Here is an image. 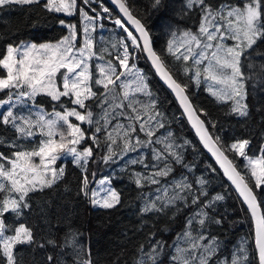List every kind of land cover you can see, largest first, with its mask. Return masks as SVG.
<instances>
[{"label": "trees", "instance_id": "16d2710c", "mask_svg": "<svg viewBox=\"0 0 264 264\" xmlns=\"http://www.w3.org/2000/svg\"><path fill=\"white\" fill-rule=\"evenodd\" d=\"M125 1L149 30L155 49L167 67L181 84L188 86L187 93L195 107L207 113V118L199 113L206 124L210 121L215 125L208 128L209 132L220 137L225 152L241 170L242 160L234 152L228 151L227 146L234 141L247 139L250 141L247 152L253 156L258 155L264 147V39H258L241 58L247 115L240 116L232 111L231 101L218 100L207 91L208 81L202 78V82L197 85L194 70L184 74L183 67L192 65L191 60L177 61L167 52V44L173 40V34L178 37L188 30L198 31L203 17L202 6L195 3L189 7V0H160L159 5L155 4V0ZM101 2L96 6L100 8L105 4L117 15V11L106 0ZM241 2L205 0V4L213 8ZM44 3L45 0H39L32 5L0 7V57L6 54L9 44H17L26 39L35 42L56 41L68 33V28L61 25L60 21L68 20L69 17L45 9ZM105 22L113 25L110 21ZM105 31L104 39H97L94 44V51H97V56L91 60L94 79L99 78L95 66L99 65L98 58L101 59L100 50L108 49L101 60L118 63L115 55L120 51V37L127 33L123 27H106ZM128 46L136 50V62L146 78L151 98L156 100V111L162 114L164 127L156 129L152 139H163L171 133L176 146L174 151L180 155V161L171 156L167 161L156 160L155 150H164V145L158 143L144 145L136 151L121 155L122 142L119 139L112 146L117 155L105 161L103 157L107 155L109 143L106 132L111 131L117 123L127 125V114L120 116L119 113H129L130 109H117L114 113L116 119H112L105 127L102 117L108 105L102 107V102L97 98L89 99L86 105L93 113V123L81 124L86 138L80 145L87 144L93 148V157L88 162L86 173L74 163L71 156H62L56 166L64 167L63 177L50 188L30 193L27 199L29 207L23 208L19 214H4L5 224L9 226L7 234H14L12 229L20 224H25L33 233L31 244L16 245L18 264H79L82 259L88 258L86 253H90L93 264H139L141 260L145 264H181L173 257L177 255L178 245L184 249L190 248V242H180V236L187 231L194 236L205 234V242L213 238L214 254L208 264H223L224 261L229 264L233 256L242 254V247L247 250L248 264H259L254 243V221L249 210L216 160L199 141L178 100L158 79L143 51L133 46L130 40ZM2 75L4 70L0 69ZM93 91L99 96L104 90L101 85L94 84ZM7 97V90L0 91V100ZM134 98L143 104H148L151 99L143 93L134 94ZM36 100L55 110H65L74 105L68 97H62L57 102L46 95H40ZM61 124V130L66 131L67 126L63 122ZM98 126L102 130L96 133ZM94 134L97 137L95 141L91 139ZM135 135H139L142 141L146 139L139 129ZM0 140L3 141L0 143V153L11 157L16 151L35 149L41 137L40 133L32 137L21 136L10 124L0 123ZM132 160H143V163L132 164ZM165 163L171 168L169 175L156 177L159 183H151L147 177L164 168ZM138 173L145 177L140 184L136 183ZM85 174L88 186L98 177H109L118 191L120 202L111 209L93 206L89 194H84L88 188L82 189ZM242 174L245 173L242 171ZM180 183L190 185V188L174 187ZM255 191L258 192V200L264 196V192ZM165 194L168 197L183 198L176 199L174 203L158 199ZM3 195L0 193V199ZM217 195L223 196V199L215 200ZM196 197L199 199L193 203ZM152 201L156 202V208L144 211ZM261 206L264 211V204ZM201 210L207 213L203 225L199 223ZM158 244L159 247H156ZM154 247L155 252L152 251ZM149 253L155 256L154 261L148 258ZM48 257H52V260ZM0 264H4L2 255ZM194 264H198V260Z\"/></svg>", "mask_w": 264, "mask_h": 264}, {"label": "snow or ice", "instance_id": "6c2138e0", "mask_svg": "<svg viewBox=\"0 0 264 264\" xmlns=\"http://www.w3.org/2000/svg\"><path fill=\"white\" fill-rule=\"evenodd\" d=\"M38 2L39 0H0V7L13 4L32 5ZM80 3L83 6L79 8V13L87 21L83 27L82 46H76V26L69 24L66 25L68 35L56 43L28 42L18 46L9 44L6 47V54L0 57V69L4 70V75L0 76V91H8L7 100H0V106L7 105V111L0 113V123L10 124L24 137H32L37 132L44 137L31 151H16L11 157L0 153V161H4L0 163V193L4 194L0 199V255L4 259V264H18V258L15 255L16 245L31 244L34 240L31 229L24 225L13 228V235H5L9 226L5 224L4 214L8 212L19 214L23 208L29 207L27 199L30 193L50 188L61 179L65 169L64 167L57 168L56 164L65 154L70 155L74 163L86 173L88 162L93 157V148L89 146L78 150L77 146L85 140L86 134L80 124L70 122L69 118L75 117L77 121L92 124L93 113L86 105L89 99L97 98L102 102V107L104 104L108 105L102 117L105 127L111 123L112 119H116L114 113L117 109H130L129 113H119L120 116L127 114L129 121L127 125L117 123L111 131L106 132L109 143L107 155L103 157L105 161L112 160L117 155L112 146L117 144L118 139L122 142L121 155L136 151L138 147L144 145L158 143L164 145V150H155L156 160L167 161L169 156L175 157L177 161L181 159L178 152L174 151L176 146L171 133L163 139L155 141L152 139L156 135V129L164 127L162 114L156 111V100L151 98L152 93L149 91L145 76L135 63H129L133 54L129 52L127 43H123V54L115 56L118 63L107 60L96 65L99 78H93V66L90 65V61L97 56V51H94L91 31L94 30L93 22L98 17L90 16L88 11H85V7L90 5L91 0H80ZM116 3L128 20L136 26V30L143 39V44L140 45L137 37L129 32L131 44L140 48L141 51H147L160 77L167 82L168 86L174 90L175 96L179 98V103L183 106L199 139L216 157L224 173L238 190L242 203L246 204L255 221L254 243L258 261L259 264H264V211L261 210L264 196L258 200V192L255 191L264 192V147L259 150L258 155L249 156L245 151L250 144L249 140H239L228 145V151L238 154L245 160L242 169L238 170L233 160L225 155V146L220 141V137L209 132L208 128L215 127V125L210 121L206 125L205 119L200 118V114L207 118V113L193 106L186 94L188 86L182 85L174 78L161 55H158L151 46L149 33L144 25L132 15L124 0H116ZM159 3L160 0H155L156 5ZM195 3H199L203 9L198 31L196 33L190 30L185 31L178 38L173 34V40L167 44V52L177 61L191 60L192 65L183 67L184 74L187 75L194 70L197 85L202 82V78L204 81H210L211 85L207 91L212 96L221 101H231L232 111L240 116H246L247 105L243 103L246 92L244 74L240 68L241 57L246 50L253 47L258 39H264V0H246V2L242 0L237 5L222 4L216 8L205 4V0H189L188 6L191 7ZM77 4L78 0H46L44 7L49 11L71 16L77 10ZM102 11L107 12L108 9L103 8ZM115 23L123 27L121 20L117 19ZM60 24L64 25L65 21L61 20ZM229 39L234 41L232 46L226 43ZM100 52V58L103 59V54H106L108 49H102ZM94 84L103 87L104 91L99 96L93 91ZM136 93H143L150 97L149 103L143 104L135 100L134 94ZM40 95H46L52 101L57 102L61 101L62 97H68L76 107L52 113H47L43 109L35 113L29 110L27 115L13 111L18 105L24 107L30 104L35 107L36 98ZM77 108L84 111H78ZM61 122L67 126L66 131L61 130ZM137 129L145 135V140L142 141L139 135L134 136ZM101 130L102 128L98 126L95 132L99 133ZM91 139L97 140L96 135L94 134ZM2 142L0 140V143ZM130 162L132 164L143 163V160ZM170 171L171 168L165 163L164 168L154 172L147 179L157 184L159 180L156 177L167 176ZM242 171L245 174H242ZM142 179L145 177L138 173L136 183L140 184ZM88 183V177L85 174L82 189H87ZM100 183L103 184L105 181ZM200 183L203 184V180ZM174 187L185 189L190 188V185L180 183ZM84 194L88 195V192L84 191ZM91 195L93 205L106 209L114 208L120 202L119 194L113 189H108L102 200L96 198L98 195L96 191H92ZM178 198L183 197H168L166 194L164 197H158V199L166 200L167 203H174ZM198 199L199 197H196L193 203ZM214 199L222 200L223 196L217 195ZM208 206L205 205V207ZM155 208L156 202L152 201L144 211ZM199 216L201 217L199 223L203 225L207 213L201 210ZM188 223L190 225L191 221ZM185 235L191 238L190 248H177V255L173 259L180 261L181 264H194L196 260L198 264H208L209 258L214 254L212 246L199 245L197 241L203 237L193 238L190 231ZM156 247H159V244ZM201 247L204 248L206 254L198 258L193 257L192 253ZM155 250L154 247L152 251L155 252ZM240 251L242 254L233 256L230 264H248L247 250L242 247ZM86 255L88 258L82 259L79 264H93L90 253ZM148 258L155 260V256L151 253L148 254ZM48 259L52 260V257ZM139 264H145V261L141 260ZM225 264L228 262L225 261Z\"/></svg>", "mask_w": 264, "mask_h": 264}, {"label": "rangeland", "instance_id": "374dc122", "mask_svg": "<svg viewBox=\"0 0 264 264\" xmlns=\"http://www.w3.org/2000/svg\"><path fill=\"white\" fill-rule=\"evenodd\" d=\"M45 2H46V0H45ZM244 2H246V0H244ZM100 3H102L101 2V0H91V3H90V5L89 6H87V7H85V11H88V14L90 15V16H96V17H98V19H96L94 22H93V29L94 30H92L91 31V38L93 39V42H94V44H95V41L97 40V39H104V37H105V34H106V27H113V28H120L121 26L120 25H117L116 23H115V21L117 20V19H119V20H121L122 21V23H123V28H125L126 29V31H127V33H125V34H123L121 37H120V47H119V49H120V51H119V53L118 54H120V55H122L123 54V43H127L128 44V42H129V40H130V42H131V37H129L128 36V33L129 32H131L132 33V35L133 36H135L134 34H133V32L125 25V23H124V21L122 20V18L119 16V14L116 12V14L117 15H115L114 14V12H112L105 4H102L101 5V7L99 8L98 6H96V4H100ZM237 4H239V3H237ZM237 4H233V5H237ZM225 5V4H224ZM83 5L80 3V0H78V4H77V10L74 12V14L73 15H71V16H69V15H67V14H65L67 17H69V19L68 20H65V26L66 25H69V24H71V25H75L76 26V31H77V40H76V46L77 47H80V46H82V44H83V40H84V33H83V27L87 24V21H85L84 19H83V17L80 15V13H79V8L80 7H82ZM103 8H107L108 9V11L107 12H103L102 11V9ZM94 10V11H93ZM105 21H110V23L112 22L113 23V25H111V24H107ZM193 33H196V31H192ZM66 35H68V33L66 34ZM65 35V36H66ZM181 36V35H180ZM180 36H178V37H180ZM64 37V36H63ZM62 37V38H63ZM177 37V38H178ZM61 38V39H62ZM60 40V39H59ZM59 40H56V41H44V42H51V43H56V42H58ZM28 42H35V41H33V40H30V39H26V40H22L21 42H19V43H17V44H11V45H13V46H18V45H20V44H22V43H28ZM35 43H43V42H35ZM226 43L229 45V46H232L233 44H234V41H232V40H227L226 41ZM250 49H248V50H246L245 52H247V51H249ZM129 52L130 53H132L133 55H132V58L130 59V61H129V63L131 64V63H135L136 64V67L139 69V70H141V72H142V69L138 66V64H137V62H136V60H137V53H136V50L134 49V50H132V47L131 46H129ZM117 55V54H116ZM115 55V56H116ZM243 56V55H242ZM242 58V57H241ZM98 62H99V64H101V63H104L105 61H103V60H101V59H99L98 58ZM90 65H91V61H90ZM129 79H131V77H128ZM122 79H124L123 77H122ZM60 82V80H59V77H58V83ZM211 85V82L210 81H208V87ZM61 90H62V88H61ZM8 98V97H7ZM7 98L6 99H3V100H7ZM13 99H14V97H13ZM243 103H245V100L243 101ZM73 107H76V105H73V106H71V107H68V108H66V109H71V108H73ZM40 109H43L45 112H47V113H52L53 111H57V112H62V111H64V110H55L54 108H48L47 107V105L45 104V103H41V102H38L37 100L35 101V107H32L30 104L29 105H26V106H24V107H21V106H17L16 108H14L13 109V111L14 112H16V113H22V114H25V115H27L28 114V111L30 110L32 113H35V112H37L38 110H40ZM65 109V110H66ZM77 110L78 111H81V112H83V109H79V108H77ZM7 111V105H3V106H0V113H5ZM69 120H70V122H72V123H78V124H80V126H81V128H82V125L81 124H83V122H80V121H77L76 120V118L75 117H70L69 118ZM83 129V128H82ZM36 134H39L38 132L36 133ZM40 137H41V140L42 139H44V137L40 134ZM244 140V139H243ZM84 142V141H83ZM82 142V143H83ZM236 141H234V142H232V143H235ZM81 143V144H82ZM231 143V144H232ZM80 144V145H81ZM80 145H78L77 147H78V150H83V148H85V147H89V145H83V146H80ZM245 151L247 152V148L245 149ZM247 154L249 155V156H253V155H250L248 152H247ZM64 156H70V155H67V154H65ZM237 157H239L238 156V154H237ZM241 160H242V162H243V164L245 163V160H244V158L243 157H239ZM57 168H59V167H62V166H56ZM101 181H105V183H103V184H101L100 182ZM87 188H88V194H89V196H90V199L92 200V195H91V193H92V191H96L97 193H98V195H97V199H103L104 197H105V195L107 194V191H108V189H113V190H115L117 193H118V191L116 190V188L113 186V184L111 183V181H110V179H109V177H107V176H101V177H98L97 179H96V181L91 185V186H87ZM85 190H87V189H85ZM263 195H264V193H263ZM93 206H98V205H93ZM264 207V206H263ZM20 225H24L25 227H27L25 224H20ZM19 225V226H20ZM18 226V227H19ZM188 232V231H187ZM186 233V232H185ZM185 233L183 234V235H181L180 236V242L181 241H183V242H190V239L191 238H189V237H187L186 235H185ZM5 235H13V234H7V233H5ZM192 237L193 238H195V237H203V239H201V240H198L197 241V243L199 244V245H201V246H212V248L214 247V245H215V242L214 241H212L213 240V238L212 237H210L209 238V241L208 242H205L204 241V238H205V234H199V235H196V236H194L193 234H192ZM189 246H190V243H189ZM177 248H181V249H184L183 248V246H181V245H178L177 246ZM205 254V251H204V248L203 247H201V248H198L197 250H195L193 253H192V255H193V257H200V256H203ZM230 261H231V259H230ZM230 261H229V264H230ZM223 264H225V261H224V263Z\"/></svg>", "mask_w": 264, "mask_h": 264}, {"label": "water", "instance_id": "95a60500", "mask_svg": "<svg viewBox=\"0 0 264 264\" xmlns=\"http://www.w3.org/2000/svg\"><path fill=\"white\" fill-rule=\"evenodd\" d=\"M116 11H117V13L119 14V16L122 18V20L124 21V23H125V25L133 32V34L137 37V39H138V41H139V43H140V45H142L143 44V39H142V37H140V34H139V32L136 30V26L134 25V24H132V22L130 21V20H128V18H127V16H125L124 15V13L121 11V9H120V7H119V5L116 3V0H106ZM124 2L126 3V1L124 0ZM126 5L128 6V4L126 3ZM128 8H129V11L132 13V15L136 18V19H139L140 21H141V19L139 18V17H137L133 12H132V10L130 9V7L128 6ZM141 23L144 25V27H145V29L147 30V32L149 33V38H150V42H151V46L153 47V49L157 52V54L158 55H160L159 54V52L155 49V46H154V41H153V38H152V36H151V34H150V32H149V30L147 29V27L145 26V24L141 21ZM143 53H144V55H145V57L147 58V60H148V62H149V64L151 65V67H152V69L154 70V73L156 74V76L158 77V79L171 91V93L175 96V92H174V90L173 89H171L169 86H168V84H167V82L166 81H164L163 80V78L162 77H160V75L158 74V72L156 71V68H155V65L152 63V60H151V57H149L148 56V54H147V51L146 50H144L143 51ZM166 64V63H165ZM166 67H167V65H166ZM168 68V67H167ZM169 69V68H168ZM169 71L171 72V70L169 69ZM173 74V73H172ZM173 76H174V74H173ZM174 78L175 79H177L175 76H174ZM178 81V80H177ZM179 82V81H178ZM180 83V82H179ZM183 85V84H182ZM186 94L188 95V93H187V91H186ZM189 96V95H188ZM176 97V96H175ZM189 98H190V96H189ZM176 99L178 100V103H179V98L178 97H176ZM190 100H191V98H190ZM191 103L193 104V106L195 107V105H194V103H193V101L191 100ZM179 105H180V108H181V110L183 111V113L185 114V116H186V118H187V114L184 112V109H183V106L179 103ZM196 108V107H195ZM199 114V113H198ZM200 118L201 119H203V117L200 115ZM187 120H188V118H187ZM188 123L190 124V126H191V128L193 129V131H194V133L196 134V136L198 137V139H199V135L196 133V131H195V129L193 128V126H192V124H191V122L188 120ZM206 123V122H205ZM207 125V124H206ZM209 130V129H208ZM199 141L202 143V145L206 148V150L212 155V157L216 160V157L213 155V153L203 144V142L199 139ZM225 155H227L228 156V158L229 159H231L230 158V156L225 152ZM232 160V159H231ZM216 162H217V164H218V166L222 169V171H223V168L221 167V165H220V163L216 160ZM234 163V162H233ZM235 164V163H234ZM238 169V168H237ZM239 170V169H238ZM224 172V171H223ZM225 174V173H224ZM225 176L227 177V179L229 180V182L231 183V185L234 187V189L237 191V193H238V190L235 188V185L232 183V181L229 179V177L225 174ZM241 198V197H240ZM242 199V198H241ZM245 206H246V204H245ZM246 208H247V206H246ZM261 210L263 211V208H262V206H261ZM253 221H254V219H253ZM254 234H255V221H254ZM258 254V253H257Z\"/></svg>", "mask_w": 264, "mask_h": 264}]
</instances>
